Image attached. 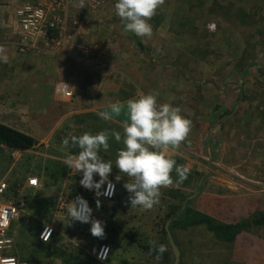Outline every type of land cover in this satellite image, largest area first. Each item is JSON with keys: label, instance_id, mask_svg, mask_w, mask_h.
<instances>
[{"label": "rangeland", "instance_id": "obj_1", "mask_svg": "<svg viewBox=\"0 0 264 264\" xmlns=\"http://www.w3.org/2000/svg\"><path fill=\"white\" fill-rule=\"evenodd\" d=\"M102 1V8L84 15L81 41L90 47L89 58L20 56L14 48L15 54L0 62V106L16 103L19 108L1 112L0 107V123L37 141L24 153L0 152V181L22 186L29 201L12 225L10 254L29 264H68L60 256H74L81 264H173L163 226L165 215L179 204L173 198L177 189L191 198L192 208L221 221L236 222L264 211V0H164L149 21L151 37L125 32L115 15V0ZM59 81L71 85L72 99H55ZM150 91L159 93L158 103L171 101L191 120L186 140L170 148L168 155L178 165H187L192 178L161 188L159 204L141 211L128 203L122 186L127 177L114 180L119 172L113 163L112 201L88 191L96 203L88 204L92 218L104 228L103 238L94 237L90 224L60 214L67 206L66 188L81 179L64 162L66 151L75 154L78 149H62L61 141L70 134L101 130H115L123 138L121 123L104 121L97 113L116 100ZM109 145L100 155L114 162L123 144L110 139ZM31 177L39 180L35 189L27 188ZM63 222L74 236L60 232ZM47 225L54 228V235L44 244L39 235ZM172 235L181 261L184 252L196 248L195 237L207 240L196 230H176ZM237 241L238 251L250 258L242 264L264 261L263 228L244 233ZM161 244L167 249L163 260L141 249ZM102 245L110 247L103 263L96 258ZM213 245L225 249V244ZM51 251L59 256H48Z\"/></svg>", "mask_w": 264, "mask_h": 264}, {"label": "clouds", "instance_id": "obj_2", "mask_svg": "<svg viewBox=\"0 0 264 264\" xmlns=\"http://www.w3.org/2000/svg\"><path fill=\"white\" fill-rule=\"evenodd\" d=\"M164 0H115V15L123 24V30L137 37H151L152 25L149 23L156 10ZM0 62H7L6 56H0ZM66 90H70L65 85ZM159 93L150 91L138 93L126 100H116L107 105L106 109L97 113L104 121L125 116L123 121V138L120 132L101 130L95 134L83 132L80 135L70 134L61 141L62 149L70 147L78 149L75 154L66 151L65 166L80 174L79 184L99 197L111 198L115 193V183L109 180L113 163L119 174L114 177L116 182L127 177L122 186L129 194L128 203L131 208L141 211L150 210L158 205L161 188L174 184L171 173L176 175L175 184L179 185L190 171L187 165H178L169 157V149L177 148L186 140L191 130V120L181 114V108L171 101L158 103ZM117 143L122 141L123 147L115 153V161L105 159L101 152L109 150V140ZM98 177V179H94ZM35 181H33L34 183ZM102 186H106L101 193ZM99 200H97V208ZM67 218L71 221L90 224V233L97 238H103L102 222L92 218V209L87 200L77 196L67 205ZM49 232L46 229L45 232ZM4 243L11 245V241ZM104 259L107 249H104ZM167 251L161 244L156 248L157 259ZM0 264H15L13 257L0 260Z\"/></svg>", "mask_w": 264, "mask_h": 264}, {"label": "built area", "instance_id": "obj_3", "mask_svg": "<svg viewBox=\"0 0 264 264\" xmlns=\"http://www.w3.org/2000/svg\"><path fill=\"white\" fill-rule=\"evenodd\" d=\"M103 3L102 0H28L15 12L21 28L16 42L17 53L21 56L53 55L77 60L89 58L90 47L81 41L86 17L84 15L89 10L102 8ZM64 84L70 90H66ZM53 94L58 101L70 100L74 95L71 85L63 81L55 84ZM38 186L37 178L31 177L27 180L28 189H35ZM9 188L7 182L0 181V260L13 257L15 264H29L10 254L13 248V240L10 237L12 225L27 209L29 201L23 192L24 189L17 196L9 198ZM114 196L115 193L111 198H105L113 199ZM46 229H49L50 233L45 232ZM53 235L54 228L47 225L42 229L39 240L48 243ZM9 240L11 245L4 243ZM104 249H107L106 256L99 259L105 255ZM109 253L110 247L102 245L96 258L103 263L107 261Z\"/></svg>", "mask_w": 264, "mask_h": 264}, {"label": "trees", "instance_id": "obj_4", "mask_svg": "<svg viewBox=\"0 0 264 264\" xmlns=\"http://www.w3.org/2000/svg\"><path fill=\"white\" fill-rule=\"evenodd\" d=\"M138 47L141 51L146 50V48L143 45H141L140 42L138 44ZM36 145H37V141L31 135L16 130L6 124L0 123V152L8 150L11 153L14 152L24 153L32 150ZM195 175H201V174L195 173ZM172 178L175 182L176 180L175 172L173 173ZM188 178H192V174H188L186 179L188 180ZM185 180L183 181V184L186 182ZM9 187H10L8 194L9 198L17 196L22 188V186L20 187V185H16V184L12 186L9 185ZM46 188L47 187L45 186L43 190H45ZM201 190H202V186L199 187L200 192ZM174 193L175 194L173 195V198L178 200L179 204L173 205L172 209L170 208L171 210L165 215L164 218L165 225L163 226L164 235H167L165 229L166 223L170 222L169 229L172 233L176 230L188 231L195 227H203L208 232H210L216 240L223 243L232 244L236 242L237 239L244 233L252 232L256 229H262V228L264 229V211L262 210L255 211L251 215H249V217L244 218L236 223H226L206 212L192 208L191 198L185 197L181 193L180 189L175 190ZM66 195H67L66 198L67 205L77 196H81L85 200H87L90 206L96 205L95 201L88 195V190L81 187L79 185V182H77V184L68 186V188H66ZM60 214L61 215L67 214V206L60 211ZM66 224L67 223L63 222L59 226L60 232H63L64 234L70 236H74L76 233L71 231L69 228H66L65 227ZM49 242H51V240ZM167 244L170 246L168 238H167ZM141 249L146 254L154 258H157L156 248H154L153 246L142 245ZM48 256L50 257L59 256L58 251H53V252L51 251ZM60 258L64 259V261L68 264L69 263L81 264L74 256H69V257L60 256ZM159 259L161 260L165 259V253H163L159 257Z\"/></svg>", "mask_w": 264, "mask_h": 264}, {"label": "crops", "instance_id": "obj_5", "mask_svg": "<svg viewBox=\"0 0 264 264\" xmlns=\"http://www.w3.org/2000/svg\"><path fill=\"white\" fill-rule=\"evenodd\" d=\"M27 1L28 0H21V1L17 0L16 2H13V0H7L4 3H0V56H10L15 54V52L13 53L12 51V49L14 48L17 53L16 42L20 36L21 28L16 20L15 12L20 4L22 5ZM15 5H17L16 8ZM39 56L40 57L46 56L47 58V55H39ZM132 97L134 96L128 97L126 98V100ZM0 107H1V112L2 110L4 111L19 110V108H17L16 106V103L10 105L2 104ZM124 119L125 116L122 114L120 117L114 118L112 120L123 124ZM199 210L202 211L201 209ZM208 214L216 217L212 213H208ZM222 221L226 223L238 222V221L230 222L225 220ZM191 230L192 231L196 230V232H202L206 234L207 240H202L195 237L192 243L196 245V248L195 249L192 248L191 250H188L187 252L184 253L182 252L183 257L181 264H242L245 258L250 261L249 256L243 254V250L242 252L238 251V246H237L238 241L232 244H227L214 239V236L211 233L210 234L205 233L204 229L201 227H195L192 228ZM211 238H213L214 240H212ZM216 242L225 244V247H223V249L225 248L224 251H219L217 245H213ZM257 263H259V260L254 261V264ZM261 264H264V261Z\"/></svg>", "mask_w": 264, "mask_h": 264}, {"label": "water", "instance_id": "obj_6", "mask_svg": "<svg viewBox=\"0 0 264 264\" xmlns=\"http://www.w3.org/2000/svg\"><path fill=\"white\" fill-rule=\"evenodd\" d=\"M169 226H170V222L166 223V226H165V229H166V233H167V237H168V240H169V244H170V247L173 251V254L175 256V259H174V263L173 264H180V261H181V250L180 248L178 247L170 229H169Z\"/></svg>", "mask_w": 264, "mask_h": 264}]
</instances>
